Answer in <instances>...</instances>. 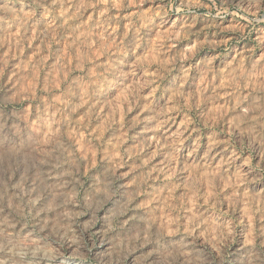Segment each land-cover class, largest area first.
<instances>
[{
  "label": "clouds",
  "instance_id": "clouds-1",
  "mask_svg": "<svg viewBox=\"0 0 264 264\" xmlns=\"http://www.w3.org/2000/svg\"><path fill=\"white\" fill-rule=\"evenodd\" d=\"M0 264H264V0H0Z\"/></svg>",
  "mask_w": 264,
  "mask_h": 264
}]
</instances>
